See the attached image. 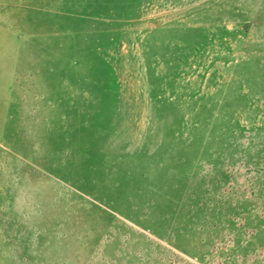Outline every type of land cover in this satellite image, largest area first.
<instances>
[{
	"label": "rangeland",
	"instance_id": "374dc122",
	"mask_svg": "<svg viewBox=\"0 0 264 264\" xmlns=\"http://www.w3.org/2000/svg\"><path fill=\"white\" fill-rule=\"evenodd\" d=\"M0 264H264V0H0Z\"/></svg>",
	"mask_w": 264,
	"mask_h": 264
}]
</instances>
